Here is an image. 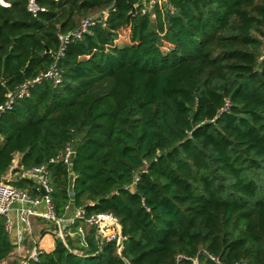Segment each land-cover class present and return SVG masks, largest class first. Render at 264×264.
<instances>
[{
  "label": "trees",
  "instance_id": "trees-1",
  "mask_svg": "<svg viewBox=\"0 0 264 264\" xmlns=\"http://www.w3.org/2000/svg\"><path fill=\"white\" fill-rule=\"evenodd\" d=\"M38 2L0 0V105L55 62L62 80L0 111V181L17 154L46 165L59 217L110 212L126 238L86 226L32 264H264V0ZM13 249L0 215V262Z\"/></svg>",
  "mask_w": 264,
  "mask_h": 264
},
{
  "label": "built area",
  "instance_id": "built-area-1",
  "mask_svg": "<svg viewBox=\"0 0 264 264\" xmlns=\"http://www.w3.org/2000/svg\"><path fill=\"white\" fill-rule=\"evenodd\" d=\"M28 10L32 13L33 16H37L40 11H44L45 7L41 6L38 0H28ZM148 9L144 8L142 11L145 13ZM168 10L173 11L174 7L171 4H168ZM152 12V11H151ZM108 16V11L104 10L102 12L103 18ZM154 16V12H152ZM98 21L94 16L85 17L81 20L79 26L68 33L59 34L60 38V47L55 54L56 60L64 55L65 46L68 43L71 36L81 37V35L88 31L89 28ZM50 79L54 83H59L62 80V70L57 65V62L52 64L46 71L42 72L37 78L33 81H28L23 83L16 92L8 93V99L5 103L0 105V111H5L8 108L12 107L15 99L17 97L21 98L25 95H28L30 84L40 81L42 79ZM229 100H226V105L224 109L229 107ZM2 137L0 135V142ZM74 153V148L72 146H67L62 158L71 163ZM21 177L31 179L36 183V190L41 191V195L33 196L27 189L18 188L10 182L0 181V215H3L6 218V230L11 232L14 227V222L11 217V211L13 205L16 202L22 204H28L29 207L23 206L20 208V214L24 221L29 220V216L32 213L37 214L40 217L50 220L56 224L55 234L58 238H61L66 243L69 237L74 235H79L81 238V243H86V226H94L98 231L102 232V238L106 241H116L117 252L120 254L123 247V240L126 238L122 231V226L118 218L110 212H102L92 214L87 216L83 208L74 209L72 216H63L59 217L53 206L51 192L53 190L49 171L46 165L35 166L30 169H24L20 173ZM42 188L45 190V194L42 193ZM44 205V210H37L34 207ZM76 219H82L83 223L78 226L77 231L71 229V225L74 224ZM23 231H20V239L24 238ZM44 252L36 243V246L33 247L30 254L23 259L19 264H32L35 261H38L41 254ZM0 264H10L7 261H2Z\"/></svg>",
  "mask_w": 264,
  "mask_h": 264
},
{
  "label": "crops",
  "instance_id": "crops-1",
  "mask_svg": "<svg viewBox=\"0 0 264 264\" xmlns=\"http://www.w3.org/2000/svg\"><path fill=\"white\" fill-rule=\"evenodd\" d=\"M19 159L20 155L17 154L12 168L4 176L3 181L11 182L20 176V172L16 171L19 167ZM23 206L29 207L28 204L16 202L11 211L14 227L8 233L11 236L14 249L11 255L5 260L10 264H19L30 254L33 247L36 246V243L45 252L53 250L56 245V239L58 238L54 233L57 228L54 222L46 220L35 213L30 214L27 222L24 221L20 214V208ZM34 208L41 211L45 209V206L40 205ZM74 209L73 206H70L68 217L73 215ZM20 231L24 233L23 240L20 239Z\"/></svg>",
  "mask_w": 264,
  "mask_h": 264
},
{
  "label": "water",
  "instance_id": "water-1",
  "mask_svg": "<svg viewBox=\"0 0 264 264\" xmlns=\"http://www.w3.org/2000/svg\"><path fill=\"white\" fill-rule=\"evenodd\" d=\"M133 10H134V9H133ZM42 193L45 194V190H44V188H42Z\"/></svg>",
  "mask_w": 264,
  "mask_h": 264
}]
</instances>
